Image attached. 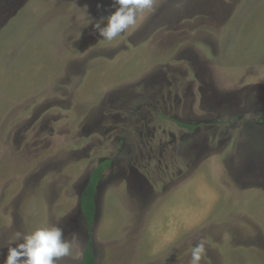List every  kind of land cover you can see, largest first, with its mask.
Segmentation results:
<instances>
[{
    "label": "rangeland",
    "instance_id": "374dc122",
    "mask_svg": "<svg viewBox=\"0 0 264 264\" xmlns=\"http://www.w3.org/2000/svg\"><path fill=\"white\" fill-rule=\"evenodd\" d=\"M114 10L0 0V264L50 226L71 246L58 264L87 246L97 264H190L201 241L200 264H264V0H153L109 42L94 25Z\"/></svg>",
    "mask_w": 264,
    "mask_h": 264
},
{
    "label": "clouds",
    "instance_id": "9594fccd",
    "mask_svg": "<svg viewBox=\"0 0 264 264\" xmlns=\"http://www.w3.org/2000/svg\"><path fill=\"white\" fill-rule=\"evenodd\" d=\"M115 10L102 18L106 23H96L100 38L113 41L130 26L137 23L138 14L153 7V0H113ZM22 242L8 249L5 264H58L63 257L71 255V246L63 230L56 226L41 227L29 233H17ZM204 242L196 244L191 251L190 264H200Z\"/></svg>",
    "mask_w": 264,
    "mask_h": 264
},
{
    "label": "trees",
    "instance_id": "16d2710c",
    "mask_svg": "<svg viewBox=\"0 0 264 264\" xmlns=\"http://www.w3.org/2000/svg\"><path fill=\"white\" fill-rule=\"evenodd\" d=\"M180 125L195 129L196 125L179 122ZM109 160L102 162L91 174L89 181L83 189L80 197V206L88 225H92L96 217V195L98 186ZM82 264H97L96 257L90 246H87L82 259Z\"/></svg>",
    "mask_w": 264,
    "mask_h": 264
},
{
    "label": "crops",
    "instance_id": "0c3cea01",
    "mask_svg": "<svg viewBox=\"0 0 264 264\" xmlns=\"http://www.w3.org/2000/svg\"><path fill=\"white\" fill-rule=\"evenodd\" d=\"M110 161V160H109ZM104 162V161H103ZM102 162H100V164H101ZM99 164V165H100ZM131 168V167H130ZM131 172H130V175H129V177H130V179H128V181H130L131 182V186H133V185H136V184H138L139 185V183L141 182L140 181V178L139 177H137L136 175H135V171L134 170H130ZM201 178V177H200ZM193 179H195V178H193ZM88 181H89V179H88ZM139 182V183H138ZM136 183V184H135ZM99 185H100V183H99ZM98 189H99V186H98ZM98 193V192H97ZM168 204V208H167V210H171V212H172V209H171V207H174V204H173V202H171L170 200H168L167 201V203H166V205ZM96 206H97V201H96ZM162 209H163V207H162ZM161 209V210H162ZM165 210H166V208H165ZM159 234H157V232H156V234H155V237H157ZM160 236H162V234L160 235ZM160 242H162V241H159V243H157V242H154V245L156 246L157 244H160ZM156 248V247H155Z\"/></svg>",
    "mask_w": 264,
    "mask_h": 264
}]
</instances>
